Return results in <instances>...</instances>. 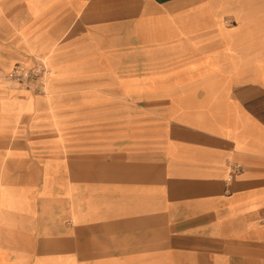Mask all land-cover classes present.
Listing matches in <instances>:
<instances>
[{
    "label": "crops",
    "instance_id": "1",
    "mask_svg": "<svg viewBox=\"0 0 264 264\" xmlns=\"http://www.w3.org/2000/svg\"><path fill=\"white\" fill-rule=\"evenodd\" d=\"M0 264H264V0H0Z\"/></svg>",
    "mask_w": 264,
    "mask_h": 264
},
{
    "label": "built area",
    "instance_id": "2",
    "mask_svg": "<svg viewBox=\"0 0 264 264\" xmlns=\"http://www.w3.org/2000/svg\"><path fill=\"white\" fill-rule=\"evenodd\" d=\"M5 76L18 86H23L38 93H45L47 67L42 59H39L32 66L16 63Z\"/></svg>",
    "mask_w": 264,
    "mask_h": 264
},
{
    "label": "rangeland",
    "instance_id": "3",
    "mask_svg": "<svg viewBox=\"0 0 264 264\" xmlns=\"http://www.w3.org/2000/svg\"><path fill=\"white\" fill-rule=\"evenodd\" d=\"M37 62V61H36ZM35 62V63H36ZM34 63V64H35ZM33 64V65H34ZM23 65H25V64H23ZM26 66H32V65H26ZM7 73V72H6ZM6 73H4V74H2V78L7 82L6 84H7V86H9L10 88H12V89H14V90H30V91H32V92H34V93H31L30 91L28 92V93H30V94H33V95H44L43 93H38V92H35V91H33V90H31V89H28V88H25V87H23V86H18L17 84H15L13 81H11L9 78H7L5 75H6Z\"/></svg>",
    "mask_w": 264,
    "mask_h": 264
}]
</instances>
